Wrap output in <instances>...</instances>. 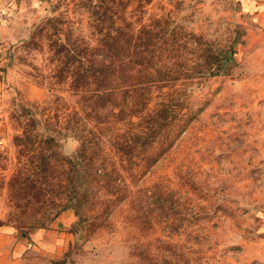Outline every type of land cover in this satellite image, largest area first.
Segmentation results:
<instances>
[{"label": "rangeland", "instance_id": "rangeland-1", "mask_svg": "<svg viewBox=\"0 0 264 264\" xmlns=\"http://www.w3.org/2000/svg\"><path fill=\"white\" fill-rule=\"evenodd\" d=\"M239 2L0 0V218L24 232L58 223L65 237L55 253L37 250L19 264H264V30ZM105 7L118 23L158 18L160 27L201 34L223 60L216 74L186 85L194 116L130 181L131 198L107 215L94 201L76 214L60 194L63 180L49 187L48 171H34L44 146L31 139L77 107L54 75L52 39L94 43L93 9ZM77 147L72 136L59 140L58 171ZM155 182L170 200L138 197Z\"/></svg>", "mask_w": 264, "mask_h": 264}, {"label": "trees", "instance_id": "trees-1", "mask_svg": "<svg viewBox=\"0 0 264 264\" xmlns=\"http://www.w3.org/2000/svg\"><path fill=\"white\" fill-rule=\"evenodd\" d=\"M93 14L94 43L68 38L51 43L60 60L54 75L67 83L77 107L60 125L46 126L48 135L34 134L31 141L44 146L34 171H48L49 187L56 179L64 181L58 187L66 207L80 214L94 201L100 214L107 215L131 198L130 181L148 171L187 130L194 112L185 104L186 85L216 74L223 58L201 34L160 27L158 18L155 25H135L125 17L116 22L107 7L93 9ZM67 136L78 147L72 155H62L58 171L57 146ZM160 185L139 187L138 197L154 205L170 200Z\"/></svg>", "mask_w": 264, "mask_h": 264}, {"label": "crops", "instance_id": "crops-1", "mask_svg": "<svg viewBox=\"0 0 264 264\" xmlns=\"http://www.w3.org/2000/svg\"><path fill=\"white\" fill-rule=\"evenodd\" d=\"M239 3L241 11L252 18L253 26L264 30V0H240ZM59 230L58 223H53L50 227L18 231L0 218V264H19L22 258L37 250L44 254L55 253L65 242Z\"/></svg>", "mask_w": 264, "mask_h": 264}, {"label": "built area", "instance_id": "built-area-1", "mask_svg": "<svg viewBox=\"0 0 264 264\" xmlns=\"http://www.w3.org/2000/svg\"><path fill=\"white\" fill-rule=\"evenodd\" d=\"M3 13H4L3 7H2L1 4H0V16H2Z\"/></svg>", "mask_w": 264, "mask_h": 264}]
</instances>
